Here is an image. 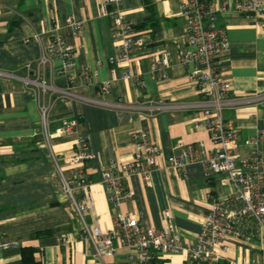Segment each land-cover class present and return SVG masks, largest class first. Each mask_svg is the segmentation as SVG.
Returning <instances> with one entry per match:
<instances>
[{
	"label": "crops",
	"instance_id": "crops-1",
	"mask_svg": "<svg viewBox=\"0 0 264 264\" xmlns=\"http://www.w3.org/2000/svg\"><path fill=\"white\" fill-rule=\"evenodd\" d=\"M228 11L218 14L217 22L227 31L231 50L219 66L222 77L234 96L264 94V11L257 23L248 15L234 11L235 0H224ZM103 0H0V70L15 71L19 77L34 69L52 37V20L73 15L84 28L79 37L65 26L61 35L74 49L76 71H97L94 84L78 83L75 92L88 98L97 97V84L112 82L103 98L109 105L95 106L82 102H51L50 131L55 134L63 121L75 120L72 134L53 138L56 158L65 174L73 175L65 161L77 150L80 138L88 139L94 157L86 164L94 205L86 222L108 231L117 214L134 215L144 228L165 227L164 213L169 210L185 244L196 241L212 203L235 192L232 184H223V175L208 179L201 164H190L180 173L168 164L178 143L212 147L204 116L197 110L160 112L154 118L145 110L129 109L149 101L196 103L197 89L187 79L193 66L183 67L174 59L166 81H157L151 70L153 59L164 51L176 54L186 46V21L179 14L178 0H122L127 18L136 24L135 40L141 46L131 55L130 68L143 86L133 80L113 81L112 70L123 74L129 69L112 65L116 45L122 37L114 36L113 21L102 11ZM109 10L112 6H109ZM42 35V41L33 38ZM62 63L52 60L41 70L46 80L66 87L60 74ZM47 99V98H46ZM238 130L237 155L247 158L255 149L264 151V104L247 105L224 112ZM40 115L33 93L19 79H0V241L10 244L0 251V264H22V250L34 248L42 264H100L93 258L94 249L82 234V222L66 195L60 176L55 172L49 150L40 133ZM146 129L161 146L160 169L152 174L146 187L140 177L129 181L134 200L114 210L108 201L102 172L113 160L132 156L130 134ZM82 195L78 194L77 198ZM257 245L237 244L229 256L246 264L260 258ZM129 251L121 249L105 264H126ZM156 264H186L182 253L168 254ZM220 264H229L221 261Z\"/></svg>",
	"mask_w": 264,
	"mask_h": 264
},
{
	"label": "built area",
	"instance_id": "built-area-1",
	"mask_svg": "<svg viewBox=\"0 0 264 264\" xmlns=\"http://www.w3.org/2000/svg\"><path fill=\"white\" fill-rule=\"evenodd\" d=\"M179 14L186 21V46L176 54L164 51L151 62V70L157 81L168 79V70L174 59L183 67L193 66L187 79L193 84L200 100L196 103L149 101L140 106H126L129 109L145 110L150 118L160 112L199 111L210 131L212 147L178 143L175 154L168 159V164L178 172H184L190 164H201L207 169L208 179L223 175V184H232L235 192L216 199L206 216L202 231L195 242L185 244L177 231L172 213H164L165 227L145 229L138 217L117 214L111 230L104 231L90 226L86 217L94 205L92 184L88 179L86 164L94 155L86 138L77 142V150L65 159L72 167L73 175L66 177L54 153L53 138L72 134L78 128L75 120L63 121L62 127L55 134L50 131V109L54 99L72 104L82 102L95 106L119 107L109 105L104 97L110 92L112 82L97 84V97L88 98L75 92L78 83L94 84L97 71L77 72L74 63V49L66 43L60 31L67 26L73 35L79 37L84 24L73 15L64 23L52 20V37L47 42L34 69L33 64L26 66L27 75L19 77L15 71L0 70V79H19L25 89L35 96L40 115V133L44 147L54 163V170L60 176L63 193L71 203L77 218L82 222V234L94 249L93 258L100 264L114 258L119 250L129 251L126 264H156V260L168 254L182 253L186 264H241L229 256L237 244L257 245L260 258L246 264H264V151L255 149L250 156L239 159L237 155L238 130L232 121H226L224 112L242 106L264 104V94L256 96H234L232 86L219 72L224 56L231 50L227 31L218 25V14L228 11L224 0H178ZM122 0H103L102 11L105 17L113 21L114 36L122 37L116 45V56L109 59L112 65H125L128 71L118 74L112 70L113 81L117 79L133 80L143 86L139 76L131 68V55L142 44L135 40L136 24L127 18L122 8ZM109 6L112 9L109 10ZM234 11L239 15H248L258 21L264 11V0H235ZM42 41V35L33 38ZM62 63L60 74L66 79V87L61 88L49 83L41 70L52 60ZM47 98V99H46ZM134 145L132 156L126 160H113L102 172V184L106 188L108 201L114 210L134 200V191L129 181L138 176L146 187L152 185V174L160 169L158 158L162 153L146 129L130 134ZM81 194V198L77 195ZM10 244L0 241V251Z\"/></svg>",
	"mask_w": 264,
	"mask_h": 264
},
{
	"label": "trees",
	"instance_id": "trees-1",
	"mask_svg": "<svg viewBox=\"0 0 264 264\" xmlns=\"http://www.w3.org/2000/svg\"><path fill=\"white\" fill-rule=\"evenodd\" d=\"M36 253L34 248H24L22 250V264H42L37 260Z\"/></svg>",
	"mask_w": 264,
	"mask_h": 264
}]
</instances>
